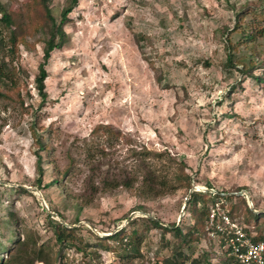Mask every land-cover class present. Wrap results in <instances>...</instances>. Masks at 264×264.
Listing matches in <instances>:
<instances>
[{
  "label": "rangeland",
  "instance_id": "obj_1",
  "mask_svg": "<svg viewBox=\"0 0 264 264\" xmlns=\"http://www.w3.org/2000/svg\"><path fill=\"white\" fill-rule=\"evenodd\" d=\"M29 1L0 0L14 18ZM68 2L51 0L56 21ZM263 10L264 0H78L67 40L46 64L44 101L34 81L43 33L24 32L6 56L15 88L0 85L10 95L0 98V260L40 264L42 250L53 261L58 243L44 202L59 216L49 214L53 220L76 228L66 238L93 259L97 231L135 218L139 255L117 249L121 264H162L171 255L172 232L162 238L141 217L189 227L192 188L246 191L252 208L264 210ZM238 14L241 28L233 30ZM249 32L255 37L246 41ZM242 57L251 58L253 75L241 73ZM36 137L47 146L39 185ZM236 202L238 222L264 233V212L254 220ZM181 250L222 264L207 234Z\"/></svg>",
  "mask_w": 264,
  "mask_h": 264
},
{
  "label": "trees",
  "instance_id": "obj_2",
  "mask_svg": "<svg viewBox=\"0 0 264 264\" xmlns=\"http://www.w3.org/2000/svg\"><path fill=\"white\" fill-rule=\"evenodd\" d=\"M50 2L51 0H31L23 5L24 17L15 18L12 16V12L7 11L4 5L0 2V53H2L0 55V85L8 88L11 91L14 90L15 86L11 77V73L14 71L12 70L10 63L6 60V56L15 55L17 53L19 44L24 42V32H28V34L32 35L38 30H41L43 33L41 38L43 43V56L42 61L38 64V72L34 78V81L38 95L41 97L42 101H44L47 96L45 89V79L48 75L46 64L51 56V53L55 49L60 48L67 40V34L64 30V25L69 20V14L76 7L78 0H69L68 4L61 9L59 21H56L55 17L51 13ZM238 16L239 19L236 21L233 30H239L241 28L240 21L242 17H240V14H238ZM260 18L264 20V10L262 11ZM14 30L18 33H15ZM7 32L8 37L6 38L5 34H7ZM254 37L255 34L253 32H249L246 35L245 40L249 41ZM227 47L226 65L232 66L234 61L232 54L233 46L229 42ZM240 59V63L244 66V69H240L241 73L247 76L251 75L254 67L251 58L247 61L245 57ZM0 98H10V95L7 92L0 91ZM36 141L38 143V149L34 152V155L36 157V171L38 175L37 182L39 185L43 176L42 156L40 151L46 150L47 146L42 140H40V137H36ZM186 177L187 181H189L190 178L188 176ZM146 179L150 181V190L153 191L154 177L150 172L149 175L146 176ZM126 185L129 186L130 184ZM20 190L25 192V189ZM238 198H240L245 204L246 212L248 214L252 213L254 220L258 219L260 214L254 213L248 207L244 195H225L221 194L220 192L205 193L201 191H192L190 193L188 202L190 206L188 209V214L190 219H192V224L189 227L180 228L179 226L175 225H172L171 227L161 226L159 220L157 219L141 217V221L145 222L146 225H152L156 228L162 229V238H164V235L167 231L172 232L173 236L175 237V241L173 242L171 249L172 253L169 257L162 261V264H209L207 263V252L202 251L200 254H196L195 256L192 254L186 255L183 253V250H181V247L183 248L185 245H190L191 242L200 240L201 235L207 234V218L210 214L211 206H214L215 204H218V206L221 208H225L228 215L233 220L238 221L240 216L239 212L237 211L238 206L236 204V199ZM140 208L141 207H137V210ZM47 217L52 225L55 241L58 243V251L53 258V261L51 260L49 262L48 258L43 255V251L39 250L40 253L37 258L40 261H43L42 264H59L68 249L83 251L81 246L69 241L64 234V231L70 233L75 231L76 228L67 227L64 224L53 220L49 214H47ZM136 223L137 221L135 218H131L127 224L117 232L108 236L97 235L99 243H101L99 245L100 249L112 250L116 252L117 249H120L127 251V253L134 252L135 255H139L142 233L140 230L133 227ZM246 230L247 232H251V230L248 228H246ZM124 239H126V241H124ZM261 239H264L263 230L255 231V240ZM115 241H118L119 245H115ZM17 242L21 244L19 240H16L15 244H17ZM97 252L95 253L96 255L98 254ZM12 258H14V256ZM0 261V264L9 263L8 260L5 262L3 258Z\"/></svg>",
  "mask_w": 264,
  "mask_h": 264
},
{
  "label": "built area",
  "instance_id": "obj_3",
  "mask_svg": "<svg viewBox=\"0 0 264 264\" xmlns=\"http://www.w3.org/2000/svg\"><path fill=\"white\" fill-rule=\"evenodd\" d=\"M207 224L208 238L217 241V245L222 249V264H264V239L255 240L254 233L247 232L244 225L232 220L218 204L211 206ZM117 231L102 234L108 236ZM97 234L102 235L98 231ZM114 244L119 245V242L115 241ZM68 251L74 253L68 254ZM59 264H121V262L117 252L112 250L100 249L97 259H93L82 251L68 249Z\"/></svg>",
  "mask_w": 264,
  "mask_h": 264
},
{
  "label": "water",
  "instance_id": "obj_4",
  "mask_svg": "<svg viewBox=\"0 0 264 264\" xmlns=\"http://www.w3.org/2000/svg\"><path fill=\"white\" fill-rule=\"evenodd\" d=\"M197 189H198V188H197ZM192 191H194L193 188L189 191L188 197L190 196V193H191ZM236 194H237V195H245L247 199L249 198V196H248V194H247L246 191L236 192ZM188 197L186 198V200H185V202H184V205H183V211H184V209H185V207H186V205H187ZM43 205H44V208L46 209V211L49 212V214H51L52 216H57V217H59L56 213H54V212H52V211L49 210V208H48V206L46 205L45 202H44ZM248 205H249V208L252 209L254 213L260 214V213L264 212V210H256V209L252 208V203H251V201H249V199H248ZM151 218H152V219H155L154 217H151ZM129 219H130V218L126 219L125 223H127ZM125 223H124L123 225H121L118 229H116V231L119 230L120 228H122V227L125 225ZM65 225H68V224H65ZM71 226H73V225H71ZM101 236H102V235H101ZM103 236H106V235H103Z\"/></svg>",
  "mask_w": 264,
  "mask_h": 264
}]
</instances>
